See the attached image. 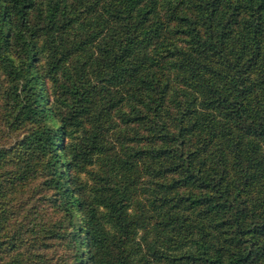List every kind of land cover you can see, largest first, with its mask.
Instances as JSON below:
<instances>
[{"label": "trees", "instance_id": "16d2710c", "mask_svg": "<svg viewBox=\"0 0 264 264\" xmlns=\"http://www.w3.org/2000/svg\"><path fill=\"white\" fill-rule=\"evenodd\" d=\"M0 264H264V0H0Z\"/></svg>", "mask_w": 264, "mask_h": 264}]
</instances>
